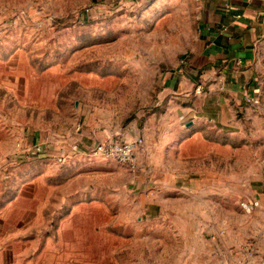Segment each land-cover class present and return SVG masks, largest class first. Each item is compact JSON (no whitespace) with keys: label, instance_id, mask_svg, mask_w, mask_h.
<instances>
[{"label":"rangeland","instance_id":"1","mask_svg":"<svg viewBox=\"0 0 264 264\" xmlns=\"http://www.w3.org/2000/svg\"><path fill=\"white\" fill-rule=\"evenodd\" d=\"M201 7L0 0L10 264H217L264 241V53L251 65L254 102L225 125L166 117L165 79L195 43ZM137 138L136 171L90 156L101 142ZM254 200L260 208L242 210Z\"/></svg>","mask_w":264,"mask_h":264},{"label":"crops","instance_id":"2","mask_svg":"<svg viewBox=\"0 0 264 264\" xmlns=\"http://www.w3.org/2000/svg\"><path fill=\"white\" fill-rule=\"evenodd\" d=\"M200 1L196 41L182 57V65L165 79L166 117L178 124L204 119L225 125L258 92L251 65L264 53V0ZM14 192L8 189L0 197V222L5 221ZM14 244V232L0 227V264L12 262ZM247 245L256 251L251 264H264V241ZM243 257L240 253L234 261ZM234 261L221 255L217 264Z\"/></svg>","mask_w":264,"mask_h":264},{"label":"built area","instance_id":"3","mask_svg":"<svg viewBox=\"0 0 264 264\" xmlns=\"http://www.w3.org/2000/svg\"><path fill=\"white\" fill-rule=\"evenodd\" d=\"M254 98V96L248 98L247 103H253ZM143 147L144 141L142 138H137L133 141L111 139L95 145L90 151V156L116 161L136 171L139 168L138 157ZM73 150L76 151L77 147L74 146ZM259 206L260 202L258 200L248 201L242 204V210L246 213H252L254 210L260 208ZM243 253L244 257L236 260L235 264H251L252 259L256 256V251L250 245L245 247Z\"/></svg>","mask_w":264,"mask_h":264},{"label":"water","instance_id":"4","mask_svg":"<svg viewBox=\"0 0 264 264\" xmlns=\"http://www.w3.org/2000/svg\"><path fill=\"white\" fill-rule=\"evenodd\" d=\"M187 125H188V126H190V125H191V122H190V123H188Z\"/></svg>","mask_w":264,"mask_h":264}]
</instances>
